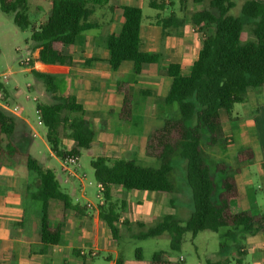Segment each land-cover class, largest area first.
<instances>
[{
    "label": "trees",
    "instance_id": "obj_1",
    "mask_svg": "<svg viewBox=\"0 0 264 264\" xmlns=\"http://www.w3.org/2000/svg\"><path fill=\"white\" fill-rule=\"evenodd\" d=\"M30 1L0 0V9L11 13L14 24L24 30L33 26L28 13ZM168 1L149 0L148 5L160 13L170 5ZM188 2L198 6L189 13V23L203 32V36L187 74L181 73L177 62L165 66L171 83L163 101L176 104L178 116L166 117L146 137L144 153L158 160V167L116 156L99 155L90 160L94 179L101 185L104 198L98 206V215L114 239L118 238V223L125 201L112 200L110 187L165 193L171 200L174 192L169 178L173 169L172 157L177 154L185 160V181L190 196L188 217L181 220L168 213L147 228L138 223L140 229L133 234L137 239L166 235L172 251L180 250L185 233L194 237L204 230L218 232L223 229L224 236L234 231H241V234L264 231V210L252 213L241 206L235 179L239 167H231L220 160L214 165V175L204 154V148L225 147L229 143L224 126L233 106L245 100L249 89L264 88V3L241 0L239 15H234L231 10L235 0H179V11L183 14ZM103 7L110 12L119 11L123 18L120 27L104 39L108 51L106 63L113 71L129 61L133 75H138L143 64L160 61L159 53L140 49L141 8L120 5L117 0H49L43 20L32 29L29 37L31 49L37 50L36 61L46 65L70 64V48L82 32L97 26L93 16ZM179 21L173 11L159 18L163 29L176 26ZM245 24L250 25L251 39L243 40ZM30 71L55 99L36 105L50 150L60 159L70 154L79 155V149L89 148L95 137L82 103L69 92L62 78L34 69ZM0 87L4 91L2 83ZM116 89L123 94L118 118L129 121L132 94L128 82H118ZM15 126L16 116L0 108V158L6 157L14 164L22 163L36 175L39 183L31 197L40 202L39 237L43 244L56 245L61 241L65 217L70 212L77 213L80 207L61 189L51 168L13 141ZM60 129L66 130L71 139V145L66 149L59 138ZM252 156V149L246 147L236 153L235 160L241 164ZM238 254L243 252L239 249ZM134 257L142 259L140 248L135 249ZM121 261L119 258L116 264ZM236 261L240 262V259ZM150 263L182 264L179 260L169 259L162 250L152 253ZM203 264H230V260L219 257Z\"/></svg>",
    "mask_w": 264,
    "mask_h": 264
},
{
    "label": "rangeland",
    "instance_id": "obj_2",
    "mask_svg": "<svg viewBox=\"0 0 264 264\" xmlns=\"http://www.w3.org/2000/svg\"><path fill=\"white\" fill-rule=\"evenodd\" d=\"M122 4H134L141 7L143 12L142 25V43L147 47L150 39L154 40L156 36L155 28L150 27L151 19L146 16L154 13L147 6L148 0H120ZM169 10H173L180 18L176 27L167 28V32L162 30L159 38L155 42V49L160 51L161 59L164 64L170 60L179 61L184 71L187 70L190 62L196 56L197 48L200 45L203 32L193 30L188 23V15L197 5L187 3L186 13L183 15L179 11V0H171ZM49 6V0H31L29 3V15L32 25L21 30L13 22V15L5 13L0 9V75H7L2 79L4 87L9 94L12 104L20 107L18 116L21 120L28 122V126L35 129L43 141L39 137H32L30 130L25 129L21 124L17 123L13 134V141L21 147L27 148L28 152L36 159L40 160L48 167L53 169L56 176H65L61 173L60 161L49 148V144L45 137V127L37 124V115L34 112L35 102L33 97L44 103L54 102V96L50 91L45 90V85L36 80L33 73L29 70L33 64H23V61L29 57L30 62L34 61L35 50L31 49V41L29 39L32 29L37 27L43 20L46 9ZM240 0H235V7L231 10L234 15H239ZM170 12V11H169ZM108 10L104 7L98 9L93 18L97 23H103L108 19ZM168 14L167 11L165 15ZM113 22V26H102L99 31L82 32L77 38L74 46V58L71 63L76 65L70 69V73L66 72L67 65L57 67L56 73L63 76L65 86H71L73 92L84 100L85 117L90 121L92 129L95 131V137L89 148L79 149L77 164L69 166V169L75 170L79 175H85L83 181L85 193L81 196L79 186L73 191L70 184L61 183V189L67 192L72 200H76L80 205L90 202L93 206L99 205L104 200L97 182L93 176V170L90 166V160L99 155L124 156L130 157L138 164L144 166L158 167V160L146 156L143 152V141L147 131L160 124L166 117L178 116L176 104L166 105L163 103V95L168 87V79L165 73V65L160 62L150 64L152 67H146L140 75H133L128 66L130 62H123L118 72H112L103 64L85 65L80 59L82 54L101 53L105 48L104 39L106 35L115 30L118 16ZM248 21L247 18H244ZM93 35V37H92ZM243 40L251 39L250 25L245 24L243 28ZM92 38V42H91ZM185 40L187 43L183 49L178 45V41ZM151 41V40H150ZM91 42V43H89ZM107 52L105 48V53ZM128 65V66H127ZM123 66V67H122ZM36 68H38L36 66ZM39 69V68H38ZM68 75V76H66ZM125 79L130 81L131 89L134 95L133 114L131 121L122 122L117 119V111L119 109L121 95L115 90V83L118 80ZM170 80V79H169ZM70 83V84H69ZM69 84V85H68ZM63 90V88H62ZM60 90V91H62ZM69 90V87H68ZM95 94H99L96 98ZM100 103L101 105H96ZM246 103H237L234 105V111L246 107ZM15 116V115H14ZM17 119V116H16ZM228 126H226V129ZM122 138L115 141L113 139ZM132 134V135H131ZM107 135V136H106ZM106 136V137H105ZM129 137L126 139L125 137ZM107 137L109 140H107ZM59 138L62 146L66 149L71 145V139L66 130L60 129ZM241 145H233V141L225 147L214 146L204 148V154L211 171L214 170L216 162L223 160L231 167H236L235 152ZM52 153V155L49 154ZM54 158V159H53ZM173 169L169 174V178L173 182L174 192L171 200L168 201L169 195L165 193H157L150 191H136L124 189L115 186L111 189L112 200L118 197L119 200L125 199L128 207L121 209V215L131 222H126V226L118 227V238L114 240L115 247L119 251V256L125 259L134 258V251L140 248L142 252V262H149L154 251H165L171 259L179 260L182 264H203L206 260H215L219 257L228 258L230 264H254V257L258 255V250L247 246V242L241 237V231H234L235 237L228 234L224 236L225 230L218 232L204 230L198 232L194 237L190 233H185L182 238L181 248L179 251H172L169 248L168 237L162 235L156 238L137 239L131 234L139 230L138 223L135 220L142 221L144 228L153 225L158 219L165 214H173L175 217L185 220L189 215L190 196L185 181L186 162L177 154L173 155ZM1 166H7V172L13 169L18 171L19 180H21L22 172L25 173V182L31 186L34 185L36 179L33 172L29 171L24 164H14L8 158H0ZM8 173V175H9ZM214 174V171H213ZM215 175V174H214ZM6 178H8L6 176ZM249 179V187L253 190L257 197V207L251 208L253 211H262L260 201L263 200L264 185L260 176L256 171V162L252 161L244 165L241 174L237 180ZM88 181L91 183L88 184ZM72 187V186H71ZM156 195L154 198L159 205L150 199V195ZM26 200L27 209L24 215V230L27 234L38 233L39 224V206L38 200L33 199L28 194ZM140 200L141 204L137 201ZM164 202V203H163ZM92 208V207H91ZM91 210V209H89ZM124 210V211H123ZM121 225H123L121 223ZM243 246L247 247L245 253L238 254V250ZM243 252V251H242ZM108 252H99L97 257L88 262L95 264H108L106 256ZM88 258V254H86ZM240 259V262L236 260Z\"/></svg>",
    "mask_w": 264,
    "mask_h": 264
},
{
    "label": "crops",
    "instance_id": "obj_3",
    "mask_svg": "<svg viewBox=\"0 0 264 264\" xmlns=\"http://www.w3.org/2000/svg\"><path fill=\"white\" fill-rule=\"evenodd\" d=\"M256 1L264 3V0H256ZM117 2L120 5H134V4H122L120 0H117ZM148 3H149V0L147 1V6L149 7ZM168 3L171 4L172 1L170 0L168 1ZM240 3H241V0H240ZM134 6H137V5H134ZM151 9L154 11V13L146 16L145 18L151 19V23L149 26L152 28H155L156 36L154 37V40L150 39L151 41L150 40L148 41L147 47L142 43V31H143L144 24L142 25V20H141L140 49L143 51L157 52L160 54V51L154 48V46L156 47L155 42H157V39L159 38V33L162 30H164V33H165L167 32L166 30L167 28L176 27L179 23L176 26H168L167 28L163 29L161 24H159V18L167 16L173 10H169V6H167L160 13L153 8ZM186 9H187V6H186ZM166 11L168 14L165 15ZM108 12H109L107 16L108 19L106 22H104V25L110 27V26L115 25V23H110V20L113 22V20L116 19L118 13L120 14V12L117 10H114L113 12H110L108 10ZM142 19H143V12H142ZM178 19L180 18L178 17ZM122 22H123V18L121 15H119L117 19V23H116L118 27L115 30L110 31L108 34L116 31L120 27ZM188 23H189V20H188ZM101 24L103 23H97V26L95 28L89 29L86 31H99L102 28V26H104ZM190 26L193 30H197L191 24ZM92 41L93 40L91 38V42ZM178 45H180L184 49L187 43L185 42V40H181V41H178ZM74 46L75 44L69 50L71 58H74L73 56ZM199 47L197 48L196 56H197ZM105 48H103L101 53L99 52L91 53V54L83 53L80 59L85 65H97L101 63L104 66H107L110 69V71L118 72L121 69V65L118 70L113 71L110 68V66L106 63V59L108 57V51L105 53ZM35 52L36 53H35L34 61H32L31 63L33 64V66L29 70L34 69V70H37L38 72L52 74V75L57 76L58 78H63L62 75L56 73L53 70H55L57 67H64L65 65L42 64L36 61L37 50H35ZM196 56L193 58V60L196 58ZM192 61L190 62L186 71L183 70L182 64L179 61L170 60L169 62L179 63L181 66V73L187 74L190 69ZM125 62H129V61H125ZM159 62L165 66L169 63L168 62L164 64L165 62L163 59H161V54H160ZM130 64H131L130 66L128 65L127 66L130 72L132 73V63L130 62ZM38 65H41L43 68H39ZM36 66L39 69L36 68ZM74 66L76 65L67 64L66 72H69L70 69ZM146 67H152V66L150 64H143L141 67V71L138 75H140ZM167 79L169 83H168L166 92L163 95V98L166 95L169 89L170 83H171V78L168 75H167ZM120 81L128 82V90L132 94V114H133L134 95L131 89L130 81L125 80V79L118 80L115 83V90L121 95L119 109L121 107L123 94L116 89V84ZM2 84L4 88V93H5L4 95H5V98L7 99L8 104L10 106H17L11 103L9 99V94L4 87V83ZM68 87H69V92H71L75 96L77 101L82 103V106L85 110L84 100L73 92L70 85ZM97 96H99V94H95L94 97L96 98ZM33 98H36V100H33L35 102V106H34V112H35L36 105L41 102L37 100V97H33ZM241 103H246L247 106L242 109L235 110V111H234V106H233L230 116L225 121L224 131H225V134L228 136V141H233V145H241V147L238 150H236L235 155L240 149H243L246 147H250L252 149L253 156L250 160L244 163H241V164L237 163V166L239 167L240 171L238 174L235 175V179L237 181L238 189L241 195V206L243 207V209L249 210L252 213H260L264 210V195H263V200L260 201L261 206H262V211L251 210V208L257 207V197L255 193L253 192V190L248 185L249 179H244V180L240 179V181H238L237 177L241 174L242 169H244V165H246L247 163H251L252 161H255L256 171L258 175L260 176L262 183L264 185V88L249 89L246 92L245 100ZM96 105L100 106L101 104L97 103ZM166 105H170V104H166ZM19 110H20V107H18V111ZM15 116H17V119H16L17 123L21 124L25 129L29 128L31 136L33 132H36L35 129L28 126L27 121L23 119L21 120V118L18 116V113L15 114ZM117 119L122 122L131 121V119L129 121L120 120L118 118V115H117ZM162 122L154 127H151L145 134L144 141H143V152H144L146 137L149 134L150 130L155 127L160 126ZM89 124L91 126L90 121H89ZM226 126H228L227 129H226ZM122 133L123 132L120 133L121 137L117 139H113V136L111 135L112 137L111 142L113 143V141L116 142V140L121 139ZM32 137L34 138L39 137V140L41 139V142L43 141V137H40L38 133H37V136H32ZM125 138L128 139L129 137L126 136ZM107 140H109L108 137H107ZM43 144H44V141H43ZM49 154L52 155L50 151H49ZM105 156H109V155H105ZM116 157L131 159L130 157H124V156H116ZM55 158L60 161L61 173L65 175L63 178L61 176H56L59 183L60 184L61 183L70 184L72 186V187L70 186V188H72L73 191H75L76 188L79 186V190L81 192L80 195L83 196L85 193L84 184H83V181L86 178L85 175H79L75 172V170H71V169L63 170L61 159L58 157H55ZM47 164H50V163H46L44 165L47 166ZM8 169L9 167L7 166H1L0 168V264H95V262L90 263L87 260H92V258L97 257L99 252L101 251L108 252V255L106 256L108 264H116L119 258L122 259L120 264H145L144 262H142V259L137 260L135 259V257L125 259L119 256V251L115 247V244H114L115 239L111 236L110 230L108 226L106 225V223L103 220H101L98 215V210H99L98 206L102 204L104 200H102L97 206H93L91 204L92 208L87 207V203H90V202H86L85 204L80 205L78 202H76V200H72L74 203H77L79 205L80 209L77 213L70 212L67 214V216L65 217L64 223H63L61 241L56 245L43 244L40 240L39 233L27 234L25 230L23 229L24 228L23 213L27 209H29L28 205H26V200H27V197L29 196L28 195L29 192L31 196V193H33L36 190L39 182H38V179L36 178V175L33 173L36 179V182H34V185L31 188V186L27 184V182L24 181L25 173L22 172L21 174L22 179L19 180L20 178H19L18 171H15L12 169L9 173L7 172ZM6 176L8 178H6ZM90 183L91 182L88 181V184ZM113 187L115 186L110 187L111 195H112L111 189ZM155 196L156 195L152 194L149 197L151 200L155 201L157 205L162 203V202H157L154 198ZM116 199H118V197H116ZM123 200L125 201V207H124L125 209L126 207H128V205H127V201L125 199ZM169 200L170 198L168 199V201ZM140 202H141L140 200L137 201L138 204H141ZM39 210H40V206H39ZM120 218H123L125 220L124 216L122 215H120ZM51 220L54 221V218H52ZM127 221L130 222L128 218L126 219V222ZM126 222L125 223L124 221L119 222L118 227L126 226ZM121 223L123 225H121ZM135 223L144 224L142 221H138V219L135 220ZM135 233L136 232H134L133 234ZM133 234L131 235L133 236ZM229 235L230 237H235V236H232L234 235L233 232H231ZM240 238H244V240L247 242V246L252 247L254 250H258V255L253 258L254 264H264V231H260L256 233H242ZM247 249L248 248L243 245L240 248V250L243 251V253H245ZM92 251H95L96 254L91 255L90 252ZM86 254H88V258L86 257ZM169 259L171 258L169 257ZM171 260H174V259H171ZM146 264H151L150 260L149 262H146Z\"/></svg>",
    "mask_w": 264,
    "mask_h": 264
},
{
    "label": "built area",
    "instance_id": "obj_4",
    "mask_svg": "<svg viewBox=\"0 0 264 264\" xmlns=\"http://www.w3.org/2000/svg\"><path fill=\"white\" fill-rule=\"evenodd\" d=\"M28 63H30L29 57H27L23 61V64H28ZM6 76L7 75H5V74L0 75V83H3L2 79L6 78ZM33 100H36V98H33ZM0 108L6 110L7 112H9L12 115H15L18 113V106H10L8 104L7 99L5 98V95H4V91L1 87H0ZM35 113L37 115L38 125H43L41 117H40V111L37 107L35 108ZM32 136H37V133L33 132ZM77 160H78V155H76V154L66 155L63 159H61L63 170H68L69 166H73V165L77 164ZM82 177H84V176H82ZM97 185H98L99 190H100L101 185L99 183H97ZM87 207H91V203H87ZM123 220H124L123 218H119V222H123ZM90 254L95 255L96 252L92 251V252H90Z\"/></svg>",
    "mask_w": 264,
    "mask_h": 264
}]
</instances>
